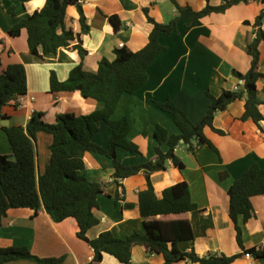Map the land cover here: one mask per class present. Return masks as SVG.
Listing matches in <instances>:
<instances>
[{
  "label": "crops",
  "instance_id": "1",
  "mask_svg": "<svg viewBox=\"0 0 264 264\" xmlns=\"http://www.w3.org/2000/svg\"><path fill=\"white\" fill-rule=\"evenodd\" d=\"M88 26L82 32L80 16L75 5H68L64 25L77 35L70 45L78 41L86 50L83 59L76 50L61 47L55 54L43 59L33 56L28 49L27 31L23 28L18 36L8 31L21 19L39 10L45 0H30L19 4L17 0H0V70L10 64H22L26 72L27 91L21 96L26 106L10 102L2 108L6 116L0 119V154L12 155V150L3 130L8 126H25L33 112H42L44 120L55 122L58 114L72 113L76 116L89 114L101 108V103L84 98L79 91L51 92L50 72L57 79L67 78L69 71L81 62L88 72H96L102 58L113 60L116 48L136 51L147 40L152 25L147 14L159 23L168 22L176 13L170 0H78ZM179 5H189L194 10L202 9L207 1L218 5L222 0H175ZM13 8L14 14L8 9ZM264 2L249 1L231 6L223 13H211L185 24L179 21L176 32L161 35L158 41L166 50L158 55L147 69L146 83L133 93H123L111 115V119L126 118L129 123L127 139L136 144L138 152L116 148V156L123 165L134 166L154 160L155 147L166 152V142H158L153 132L158 125L167 135L179 134L172 116L161 110L156 103L172 101L189 118L199 123L210 104V96L217 97L223 90L239 86V79L233 70L245 73L250 67V56L245 47L255 36L254 20ZM109 15H116L120 29L114 31L108 21ZM264 31V15L261 19ZM122 44V46H119ZM259 71L264 74V40L258 44ZM257 94L264 101V78L256 82ZM30 96L34 97L31 102ZM244 98L236 99L226 109L218 111L212 126L222 130L215 132L209 126L203 128L205 137L217 151L208 145H195L189 151L185 144L175 148V154L183 163L180 169L171 161L166 168L153 172L150 180L157 197L164 188L185 181L192 203L196 208L181 214L157 215V219H185L189 222L193 239L180 240L182 251L191 249L200 256L236 255L230 264H264L263 258L245 256L247 249L264 245V195L250 198V218L238 216L242 244L236 240V230L228 214L227 189L253 163L264 169V120L255 123L242 119ZM258 109L264 116V102ZM33 111V112H32ZM109 138L108 126L99 123L92 141L106 147ZM51 136L43 131L36 134L35 160L37 174L43 173L49 160ZM195 143V142H193ZM82 174L92 181L105 184L98 195V208L94 215L98 223L87 230L89 238L103 231H111L124 238L134 232L144 233L143 219L138 208V192L146 188L143 172L114 181L111 160L98 152L83 154ZM226 171L227 177L219 180L218 173ZM118 195L115 198V195ZM131 203L126 208L124 204ZM77 226L73 218L55 222L44 211L37 213L30 208H10L2 217L0 226V247H26L39 258H59V264H87L92 259L91 247L76 235ZM130 260L134 264H162V254H147L140 245L131 248ZM103 264H120L112 255L103 253ZM2 264H41L30 259H16ZM171 264H200L188 260ZM219 264V263H201Z\"/></svg>",
  "mask_w": 264,
  "mask_h": 264
},
{
  "label": "trees",
  "instance_id": "2",
  "mask_svg": "<svg viewBox=\"0 0 264 264\" xmlns=\"http://www.w3.org/2000/svg\"><path fill=\"white\" fill-rule=\"evenodd\" d=\"M24 4L30 0H17ZM175 8V15L166 23H159L147 14L148 22L152 25L146 44L131 51L126 48H116L113 60L102 58L96 72H88L82 68L81 62L74 66L66 79H57L54 71L50 72L49 89L51 92L79 91L84 98H92L101 103V108L89 114L76 116L72 113L58 114L53 123L44 120L42 112H33L25 126H8L3 130L10 144L12 155L0 154V226L2 217L10 208H30L37 213L44 210L53 221L60 222L66 218H73L79 239L86 242L92 249V259L87 264H103L102 255L108 253L114 256L120 264H134L130 260L131 248L140 245L147 254H162V264L188 260L192 263L230 264L236 255H207L200 257L193 249L182 251L178 243L180 240H192L193 234L190 224L185 219L161 220L157 215L181 214L194 210L185 181L170 185L157 197L152 186L150 175L166 168L168 161L176 167L182 168L183 163L175 154L179 144H185L189 151L196 146L208 145L217 151L214 145L205 137L203 128L209 126L215 132L223 134L222 130L212 126L214 115L226 109L228 104L236 99L244 98V112L242 119L250 118L255 123L264 120L258 106L264 101L257 94L256 82L264 78L259 71L258 44L264 40L261 29V19L264 10L254 20L255 36L247 41L245 51L250 56V67L245 73L233 70V74L243 81L237 90H223L217 97L210 96L211 101L202 120L194 124L186 114L172 101L167 100L156 105L168 112L174 124L179 129L177 135H167L164 128L156 126L153 132L158 142H166L168 150L161 151L155 147L156 157L145 163L126 166L116 156V148L120 147L130 152H138L136 144L127 139L129 123L126 118L111 119L116 105L123 93H133L147 81V69L152 61L162 54L166 47L161 45L158 38L170 35L177 30L179 21L185 24L198 20L211 13H223L228 8L241 2L264 0H222L218 5H211L207 1L200 10H194L189 5L181 6L175 0H170ZM68 5H75L80 16L82 32L88 26L78 0H45L39 10L21 19L8 33L18 36L25 28L29 52L36 57L55 54L61 48L76 50L82 60L86 50L78 41L75 45L70 42L77 36L72 28L64 25L65 11ZM14 14V9H8ZM109 23L114 31L120 29V21L116 15H109ZM27 91L26 72L22 64H10L0 70V119L6 116L2 108L18 100ZM108 126L109 138L106 147H100L92 141L99 123ZM43 131L51 136L49 145L50 156L43 173L37 174L35 160L36 134ZM195 142V143H193ZM86 151L98 152L107 156L113 166L114 181L143 172L146 188L138 192V208L143 219L144 233L134 232L124 238L114 236L111 231H103L94 238L87 236V230L98 223L94 210L98 208V195L103 192V182L92 181L82 174L84 169L83 154ZM227 177L226 171L218 173L219 180ZM229 198L228 214L236 230V240L242 244L241 229L238 216L243 220L250 218V198L254 195H264V169L257 164H251L244 173L227 189ZM118 195H115L117 198ZM126 208L131 203L124 204ZM254 258L264 257V245L246 250ZM30 259L41 264H59L63 257L39 258L26 247H0V264L16 259ZM147 264V263H139Z\"/></svg>",
  "mask_w": 264,
  "mask_h": 264
},
{
  "label": "built area",
  "instance_id": "3",
  "mask_svg": "<svg viewBox=\"0 0 264 264\" xmlns=\"http://www.w3.org/2000/svg\"><path fill=\"white\" fill-rule=\"evenodd\" d=\"M119 46H122V44H119ZM239 83L242 84L243 81L241 79H239ZM238 89V86H235L233 90H237ZM34 100V97L33 96H30L28 98V101L32 102ZM19 106H26V103H25V99L23 97H20L19 100H18V103H17ZM33 112V111H32ZM245 256L247 257H252V254L250 252H245Z\"/></svg>",
  "mask_w": 264,
  "mask_h": 264
}]
</instances>
